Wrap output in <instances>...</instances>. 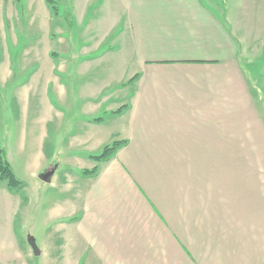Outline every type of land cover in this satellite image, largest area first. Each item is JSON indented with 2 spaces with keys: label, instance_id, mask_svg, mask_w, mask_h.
I'll return each instance as SVG.
<instances>
[{
  "label": "crops",
  "instance_id": "0c3cea01",
  "mask_svg": "<svg viewBox=\"0 0 264 264\" xmlns=\"http://www.w3.org/2000/svg\"><path fill=\"white\" fill-rule=\"evenodd\" d=\"M60 3L59 23L113 37L125 79L83 94L93 115L107 107L104 121L84 114L81 176L46 251L62 264H264V0ZM38 10L56 22L46 0L29 2ZM0 81L12 82L2 67ZM115 141L126 144L113 158L92 159Z\"/></svg>",
  "mask_w": 264,
  "mask_h": 264
},
{
  "label": "rangeland",
  "instance_id": "374dc122",
  "mask_svg": "<svg viewBox=\"0 0 264 264\" xmlns=\"http://www.w3.org/2000/svg\"><path fill=\"white\" fill-rule=\"evenodd\" d=\"M30 1L5 0L0 11V67L12 78L5 86L0 81V135L7 160L23 183L20 191L12 192L7 182H0V264H62L55 260L59 253L46 247L50 240L60 245L55 212L72 196L80 175L75 170L82 165L77 167L74 160L85 158L77 148L79 127L84 114L104 118L107 108L93 115L83 94L92 84L109 87L123 81L118 66L123 60L109 54L113 37L98 26L59 23L67 14L61 0H56L59 16L54 15L53 23H44L41 10L30 12ZM106 93L117 96L114 88H106ZM37 162L48 165L44 175L56 170L54 185L33 172ZM30 236L36 239L39 257L29 245Z\"/></svg>",
  "mask_w": 264,
  "mask_h": 264
},
{
  "label": "trees",
  "instance_id": "16d2710c",
  "mask_svg": "<svg viewBox=\"0 0 264 264\" xmlns=\"http://www.w3.org/2000/svg\"><path fill=\"white\" fill-rule=\"evenodd\" d=\"M47 5L50 7L52 13L55 16H59V8L57 6L56 0H46ZM138 80V77H134L131 79L128 83H134ZM128 106L125 105L121 107L119 110L114 111L112 115L120 116L122 115L126 110ZM104 121L103 118L94 119V122L96 123H102ZM125 141H115L111 143L110 145L106 146L100 154L92 156V159L96 161L97 163L101 164L103 162L109 161L111 158H113L118 151L125 145ZM6 150L2 144V138L0 135V182H7L8 187L12 192H18L23 188V183L16 177V174L14 173L12 166L10 162L7 160L6 156ZM99 173V167H96L93 170H84L82 174L85 177H95Z\"/></svg>",
  "mask_w": 264,
  "mask_h": 264
},
{
  "label": "water",
  "instance_id": "95a60500",
  "mask_svg": "<svg viewBox=\"0 0 264 264\" xmlns=\"http://www.w3.org/2000/svg\"><path fill=\"white\" fill-rule=\"evenodd\" d=\"M51 176H52V173H47L45 175H43L41 177V179L44 181V182H49L50 179H51ZM28 242H29V245L31 246V248L33 249V252H34V255L36 257H39L41 255V251L40 249L38 248V245H37V242H36V239L35 237L33 236H30L28 238Z\"/></svg>",
  "mask_w": 264,
  "mask_h": 264
}]
</instances>
